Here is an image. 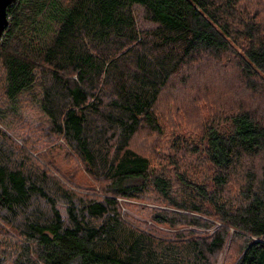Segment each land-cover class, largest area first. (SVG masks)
<instances>
[{
	"label": "trees",
	"instance_id": "16d2710c",
	"mask_svg": "<svg viewBox=\"0 0 264 264\" xmlns=\"http://www.w3.org/2000/svg\"><path fill=\"white\" fill-rule=\"evenodd\" d=\"M240 1L15 0L7 7L8 25L0 37L7 104L1 112L14 118L29 105L44 113L52 133L65 142L50 151L59 165L54 167L81 162L102 193H80L58 174L59 186L78 199L66 206L71 227L63 226L51 202L49 221L17 230L21 240L10 264H218L227 238L222 264H264V119L249 108L222 106L225 97L205 83L202 92L192 93L194 107L187 108L186 118L199 116V106L217 110L198 121V137L168 135L156 162L149 149L144 154L131 147L146 131L164 133L154 110L158 97L174 82L186 84L190 75L184 68L201 55L232 54L242 86L264 101V23L244 16ZM133 4L145 7L159 26L136 29ZM109 35L120 41H107ZM94 39L107 41L108 48L99 51ZM171 49L175 58L168 57ZM140 50L168 57L162 66L169 69L151 94L121 85L118 93L126 102L119 104L108 72L117 58ZM93 56L106 67L96 72ZM104 107L122 111L99 114L107 126L97 129L89 117ZM92 131L99 136H89ZM5 182L14 198L25 194L21 169H0L1 196L9 202ZM127 199L169 207L150 210V218L166 229L126 215L121 203Z\"/></svg>",
	"mask_w": 264,
	"mask_h": 264
},
{
	"label": "rangeland",
	"instance_id": "374dc122",
	"mask_svg": "<svg viewBox=\"0 0 264 264\" xmlns=\"http://www.w3.org/2000/svg\"><path fill=\"white\" fill-rule=\"evenodd\" d=\"M129 9L136 29L139 31H151L159 26L158 23L151 20L150 14L145 7L133 4ZM238 9L242 10L244 16L249 14L256 21L264 23V0H241ZM242 13L239 12V14ZM151 39L154 40V37L151 38L150 36L149 40ZM113 40L120 41V36L109 35L107 41ZM107 41L93 40V42L99 43V51H102V48H108ZM232 48L234 53H241L240 48L235 46H232ZM140 52V55L130 53L124 58H117V61L108 72V77L113 79L111 91L115 93L119 104L126 102L123 95L118 93L121 85H124L128 92L137 90L151 94L154 90L153 84L169 69L167 66L162 65H165L164 63L167 62L168 57L175 58L173 49L169 51L170 55L167 59L163 60L150 57L144 50H140ZM91 60L94 63V70L97 72L103 65V59L93 56ZM106 65L105 63L103 66L106 67ZM186 67L184 71L190 75L189 81L186 84L174 82L173 86L164 87L158 97L154 110L160 120V124L163 125V135L160 134L159 136L146 131V140L140 134V138L137 141L135 140L136 137L132 140L131 147L133 149L144 154H148L149 149L155 162L161 158L164 150L162 143L168 138V135L173 133V135L180 134L198 137L199 131L196 130L198 121L200 119L201 121L205 120L217 110V108H213L211 111L205 106H199V116L192 115L186 118L187 108L194 107L195 101L191 96L192 93L198 90L201 91V86H204L205 83L210 84L213 93L225 97L221 102L222 106L228 104L230 108L238 107L245 110L249 108V111L256 115L257 118L264 119V101L259 100L258 96L256 97L253 92L246 90L242 86L239 79V71L236 69V59L232 54H226L219 58L201 55ZM2 76L3 70L0 68V169L5 172L21 169L26 178L25 194L18 198H14L15 192L5 182L7 192L11 197L9 202L2 198V189L0 188V261L2 260L1 264H10L15 249L18 248L21 240L17 230L28 231L30 223L42 225L49 221L51 218V202L58 210L63 226L71 227L66 206L68 203L77 205L78 199L74 196H69L55 181L57 177L61 179L59 175L63 177L65 186L70 181L77 184L74 188L80 193L98 196L102 193L98 184L93 181L94 177L91 179L84 172L81 162H76L74 159V163L63 166L62 168L66 172L61 167H54L59 165L52 161L53 157L50 151L60 142H65L62 137L52 133L49 118L44 113L40 112L35 106L26 105L21 106L18 115L14 118L10 116L6 118L3 115L1 111H4L7 103L2 96ZM92 82L95 83V78ZM105 92L108 91L105 90ZM104 108V111L101 109V112L89 117L95 123L94 126L97 129L107 126L106 122L101 120L99 114L104 116L105 113L113 112L117 116L122 111L121 108L113 111L108 107ZM93 133H96V137L99 136L97 131L89 132L88 135L91 136ZM142 141L146 142L143 146L145 147L143 151L140 149ZM71 144L75 146L72 141ZM99 148L100 145H98L97 149ZM69 149L72 154L77 155L71 146H69ZM94 150L96 151V149ZM48 162L54 167L55 170H53L55 172L51 170L53 167ZM47 169L49 172L44 171ZM120 201L122 200L120 199ZM121 206L122 211L126 215H130L141 224L148 227L166 229V227L150 218V210L169 207L151 200L138 199H127L124 204L121 203ZM228 243L229 238H227L220 253L218 264L223 262Z\"/></svg>",
	"mask_w": 264,
	"mask_h": 264
},
{
	"label": "water",
	"instance_id": "95a60500",
	"mask_svg": "<svg viewBox=\"0 0 264 264\" xmlns=\"http://www.w3.org/2000/svg\"><path fill=\"white\" fill-rule=\"evenodd\" d=\"M14 1L15 0H0V37L2 36L4 29L8 25L6 9Z\"/></svg>",
	"mask_w": 264,
	"mask_h": 264
}]
</instances>
